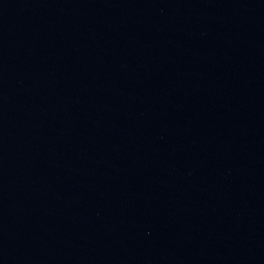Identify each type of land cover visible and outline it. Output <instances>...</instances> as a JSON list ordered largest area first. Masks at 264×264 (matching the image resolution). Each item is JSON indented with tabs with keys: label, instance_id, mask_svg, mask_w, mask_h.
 I'll list each match as a JSON object with an SVG mask.
<instances>
[{
	"label": "water",
	"instance_id": "1",
	"mask_svg": "<svg viewBox=\"0 0 264 264\" xmlns=\"http://www.w3.org/2000/svg\"><path fill=\"white\" fill-rule=\"evenodd\" d=\"M264 219V0H0V264H146Z\"/></svg>",
	"mask_w": 264,
	"mask_h": 264
}]
</instances>
